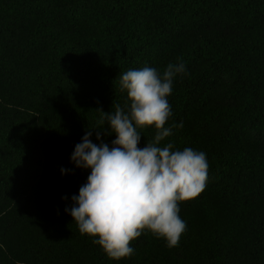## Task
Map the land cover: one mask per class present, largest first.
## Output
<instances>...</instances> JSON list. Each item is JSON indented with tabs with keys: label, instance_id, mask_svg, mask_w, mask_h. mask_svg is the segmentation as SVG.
<instances>
[{
	"label": "trees",
	"instance_id": "16d2710c",
	"mask_svg": "<svg viewBox=\"0 0 264 264\" xmlns=\"http://www.w3.org/2000/svg\"><path fill=\"white\" fill-rule=\"evenodd\" d=\"M181 60L160 146L204 152L206 186L177 247L145 231L110 259L65 211L71 154L129 103L122 73ZM0 264H264V0H0Z\"/></svg>",
	"mask_w": 264,
	"mask_h": 264
},
{
	"label": "clouds",
	"instance_id": "9594fccd",
	"mask_svg": "<svg viewBox=\"0 0 264 264\" xmlns=\"http://www.w3.org/2000/svg\"><path fill=\"white\" fill-rule=\"evenodd\" d=\"M186 73V64L169 63L163 73L154 67L129 69L120 75L119 87L129 103L102 113L97 126L86 129L70 160L90 169L79 194L71 197L69 212L81 235H90L113 260L130 257V242L145 231L163 239L169 248L177 247L186 230L179 215L180 203L197 197L205 188L208 161L202 151L186 147L173 150L172 143L160 146L172 135L166 126L172 116L168 97L175 78ZM107 126V127H106ZM152 126L151 141L140 147L138 129ZM99 143L93 142V135ZM111 143L105 135H113ZM71 171L61 169L62 174ZM67 199V197H64Z\"/></svg>",
	"mask_w": 264,
	"mask_h": 264
}]
</instances>
